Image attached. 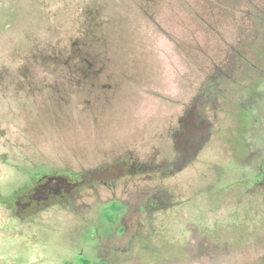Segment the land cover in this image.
Returning <instances> with one entry per match:
<instances>
[{"label": "rangeland", "instance_id": "374dc122", "mask_svg": "<svg viewBox=\"0 0 264 264\" xmlns=\"http://www.w3.org/2000/svg\"><path fill=\"white\" fill-rule=\"evenodd\" d=\"M261 42L264 0H0V264H264V72L230 85L246 107L233 105L189 167L154 183L156 225L150 209L127 234L74 219L75 204L26 217L13 205L44 168L81 180L119 152L159 147L207 76L235 72V51L264 65ZM74 46L100 74L84 84L71 79L87 68L66 58Z\"/></svg>", "mask_w": 264, "mask_h": 264}, {"label": "flooded vegetation", "instance_id": "af4514ba", "mask_svg": "<svg viewBox=\"0 0 264 264\" xmlns=\"http://www.w3.org/2000/svg\"><path fill=\"white\" fill-rule=\"evenodd\" d=\"M261 46H263V42H261ZM261 46L256 47V50L253 47L250 48L254 50L255 54H258L259 51H262ZM239 53V51L238 53L235 51L234 55H230V60H233L232 70L235 71L234 73L220 72L223 73L221 79L216 78L221 75L218 73L206 77L190 102L181 110L180 116L176 117L173 132L169 135L171 139H164L159 147L154 144L152 146L154 149L151 152H141V147L136 152L126 150L119 152L114 160L103 163V165L108 164L106 168H99L103 167L100 166V163L90 165L92 173L85 174L81 180L78 178L81 174L80 170L76 171L63 166L60 167V171L54 173L44 168V171L48 173L35 178V185L27 190L31 191V194L27 195L25 199L14 201L15 214L26 217V215H31V212H37L40 207L47 206V209L59 205L63 208L68 206L73 208L75 204L79 208H76L77 211L74 212V219L108 223L114 227L117 226L121 232L127 231L126 233L130 234L132 230H136L137 220L141 216L142 209H150L146 212L151 218L154 217L156 225L160 211L149 201V199L157 198L159 187L154 183H161V179L170 177L168 172H172L171 170L179 172L189 167L203 147L217 138L216 136L220 137L224 132L225 116L230 109L234 106L240 110L246 107L244 103L234 99L229 88L230 85L233 84L241 90L244 87H252L253 83H256V75L264 72V65L258 67V64L257 66L251 64L250 61L254 59V56L253 58L247 55L240 57ZM92 65L94 64L90 60L89 66ZM249 66L251 67L249 68ZM252 69L259 71L253 74L251 73ZM96 75L100 74L77 72L71 75L73 76L71 79L78 77L75 79L76 83L82 79L80 84H84ZM84 79L86 81H83ZM240 81L249 83L242 85ZM228 126L229 132H231V125L228 124ZM232 127L234 129L233 125ZM163 150L167 155H170V159L158 157V154ZM53 165L55 166V164ZM36 167L41 169L43 166L36 165ZM262 172L264 171L262 170ZM46 177L49 180L43 184ZM53 183L54 185H52ZM160 185L161 188L164 187L163 184ZM167 188L174 187L168 186ZM183 191L166 205L165 212L182 204L181 199L185 196ZM161 194L164 197L169 195L173 197L170 190ZM108 202L116 207L114 215L109 217L104 212L105 204Z\"/></svg>", "mask_w": 264, "mask_h": 264}, {"label": "trees", "instance_id": "16d2710c", "mask_svg": "<svg viewBox=\"0 0 264 264\" xmlns=\"http://www.w3.org/2000/svg\"><path fill=\"white\" fill-rule=\"evenodd\" d=\"M89 31H86L85 32V34L84 35H82V37L83 38H81V40L80 41H82V45L84 46V48L86 49V38H87V40H88V37H86V36H88V33ZM75 48H73L72 49V53L71 54H68V57H66V58H69V59H71L72 61L71 62H74V63H72V64H75L76 62H81V63H83V61H84V63L86 62V64H87V68H85L86 70H85V72H82V71H80L79 72V67H78V73H89L90 71H89V61L91 60V59H89V60H87L88 59V57H89V54H88V52L87 51H85L84 50V48H81L80 47V49L79 50H77V47L76 46H74ZM79 48V47H78ZM87 50V49H86ZM58 54H60V53H58ZM48 57V56H47ZM47 57H46V55L44 54V55H42L41 56V58H45V59H47ZM49 59V61L50 60H52V61H54V63L55 62H57V61H55L54 59H57V60H59V62H60V59L62 58V56H61V54L60 55H57V54H55V56H50V57H48ZM70 62V63H71ZM61 64V63H60ZM83 65V64H82Z\"/></svg>", "mask_w": 264, "mask_h": 264}, {"label": "water", "instance_id": "95a60500", "mask_svg": "<svg viewBox=\"0 0 264 264\" xmlns=\"http://www.w3.org/2000/svg\"><path fill=\"white\" fill-rule=\"evenodd\" d=\"M55 184H57V183H55ZM52 185H54V183Z\"/></svg>", "mask_w": 264, "mask_h": 264}]
</instances>
